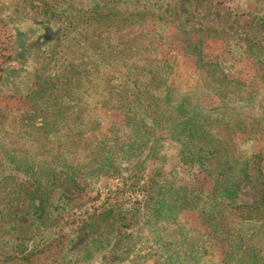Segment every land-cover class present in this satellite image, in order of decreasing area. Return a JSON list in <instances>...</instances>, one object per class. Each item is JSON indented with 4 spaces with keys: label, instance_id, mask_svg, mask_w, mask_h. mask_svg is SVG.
Listing matches in <instances>:
<instances>
[{
    "label": "rangeland",
    "instance_id": "rangeland-1",
    "mask_svg": "<svg viewBox=\"0 0 264 264\" xmlns=\"http://www.w3.org/2000/svg\"><path fill=\"white\" fill-rule=\"evenodd\" d=\"M83 36L149 95L128 119L80 75ZM0 264H264V0H0Z\"/></svg>",
    "mask_w": 264,
    "mask_h": 264
},
{
    "label": "trees",
    "instance_id": "trees-1",
    "mask_svg": "<svg viewBox=\"0 0 264 264\" xmlns=\"http://www.w3.org/2000/svg\"><path fill=\"white\" fill-rule=\"evenodd\" d=\"M88 13V12H87ZM83 14H86L83 13ZM91 18H87V20H90ZM95 29V28H94ZM83 30L85 31V33L88 32H93L89 31V25H84ZM96 30V29H95ZM79 47V46H78ZM111 44L108 43L106 44L105 42H100V41H95L94 38H90L89 36H83V40L82 43H80V47L78 48V50H81V54L79 57H77V60L74 61L76 62L77 67H78V71L80 70V75L83 74L84 77L85 75H94L95 78L98 80H102V84H98L96 87L97 90H99V95L101 97H103L104 101L102 100L101 104L103 107L106 108H112V109H122L126 111V115H127V119L128 117H130V111L129 109H131L133 107L132 103H131V96L134 95V91H138V96L140 97H146L149 95H146V91H143L140 89L139 85H136L135 88L131 89L128 88V86L124 83L120 84V85H112L111 84V78L109 77L110 74V70H109V74L107 75V72L105 69L110 68V61L114 60V53L112 50H110ZM93 48H95L94 50H92ZM101 48V49H100ZM92 50L93 52L90 53L89 51ZM101 50V52H100ZM72 51V50H71ZM109 65V66H108ZM105 68V69H104ZM100 73L104 74L106 76V78H101L100 77ZM53 90L55 92V95H58V91H60L62 93V95L68 96L70 92L68 91V87L67 86H62V85H54L53 86ZM163 106L160 105L159 103L157 104H150L145 102L144 100L141 101V110H142V115L145 117V120H150L152 122L157 121L156 119V114L159 108H162ZM169 108V107H166ZM138 109V107H137ZM139 110V109H138ZM165 117V116H164ZM189 120L184 122L183 125L185 127L190 126L192 133L188 135V137L193 140L196 141L194 133L197 132H201L202 133V137H205V139L207 140L208 136H211L209 130H207V125H206V121H200L194 117H188ZM199 144V141H197ZM83 143V147H81V149L87 153L86 155V159H92L95 158V152L98 150L99 148V144L98 143L96 146L93 145L94 142H87L84 141ZM125 143V142H124ZM130 143V142H128ZM202 143V142H200ZM136 144V141L133 142V145ZM116 149V148H115ZM210 149H214V146H210ZM128 151H123V150H115L114 152H112V156H119L122 154L127 155ZM130 153H133V151H130ZM205 153V152H204ZM214 154L215 153H208L206 152L205 156L206 159H214ZM101 155L103 156V154L101 153ZM115 160V158H113ZM110 162V160L108 159V163ZM108 163L105 164L104 166L107 167V169H112L115 167L114 162H110V166H108ZM139 165H141L140 163L135 164L134 166L132 165L129 169V173L131 175H133V177L135 178V180H137L140 171L137 169L139 167ZM118 169V167L116 166L114 168V170L116 171ZM223 173L222 175H224L225 173V169L221 170ZM221 174H219V178ZM139 179V178H138ZM134 180V181H135ZM154 183V182H153ZM157 186V184H156ZM227 195L229 196L231 194V189L226 191ZM151 194H153V196L150 197L148 204H147V208H145L147 213H151L156 211H160L161 209H165V206L167 205L168 202V198H166L164 196V194L158 193L157 195H159V200H156V193L155 192H151ZM159 202V204L157 206L155 205V202ZM151 202V203H150ZM153 202V203H152ZM239 209V208H237ZM239 239L241 240L242 237L239 236ZM250 243L248 244V247L250 250L254 249L251 243V240L249 241ZM234 247H237L236 252H241V248L238 246V244L236 242H234Z\"/></svg>",
    "mask_w": 264,
    "mask_h": 264
}]
</instances>
